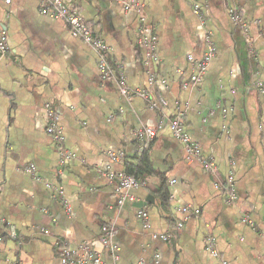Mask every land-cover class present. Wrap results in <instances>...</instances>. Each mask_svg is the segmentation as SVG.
Returning <instances> with one entry per match:
<instances>
[{
    "label": "crops",
    "instance_id": "0c3cea01",
    "mask_svg": "<svg viewBox=\"0 0 264 264\" xmlns=\"http://www.w3.org/2000/svg\"><path fill=\"white\" fill-rule=\"evenodd\" d=\"M63 1L108 45L115 78L100 80L99 53L40 13V0H0L9 47L0 57V264H63L58 237L89 243L107 264H264V0H144L157 36L148 67L140 13L111 0ZM231 9L258 24L243 32ZM207 34L214 55L202 81L184 87L195 70L188 57L204 55ZM117 77L147 97H123ZM46 104L56 109L63 146L73 154L62 163L46 132ZM177 112L214 172L188 157L166 123L157 128ZM145 126L157 128L147 144L137 134ZM144 149L143 183L120 200L105 172H127L126 162ZM230 169L233 201L223 189ZM106 226L117 251L102 244ZM167 229L166 240L153 236Z\"/></svg>",
    "mask_w": 264,
    "mask_h": 264
},
{
    "label": "built area",
    "instance_id": "2783aa9c",
    "mask_svg": "<svg viewBox=\"0 0 264 264\" xmlns=\"http://www.w3.org/2000/svg\"><path fill=\"white\" fill-rule=\"evenodd\" d=\"M119 2L126 10H135L140 13V29H139V42L144 47V63L148 67L153 59L156 57V46H157V36L154 31V28L151 27L147 21L146 17L143 13V9L145 7L144 0H111ZM9 2V0H6ZM40 13L47 15L53 19L60 20L64 22L70 34L83 42H85L88 46L93 48L95 51L99 53L98 60V70H99V78L101 81H109L115 78V73L113 67L110 65L106 58V54L109 51L108 45L105 43L103 38L94 31V29L87 24L81 18L80 12L78 8L72 7L70 4L65 3L63 0H40ZM195 12H198V7H194ZM231 18L233 22L239 26L243 32H248L249 27L252 25H257L258 21H248L244 18L241 13H239L235 9L230 10ZM207 48L204 55L199 59H193L192 56H189L188 59L192 61L195 65L194 72L189 76V78L182 83L185 87L187 85H197L202 81L203 75L208 67V63L214 55V47L211 43L210 36L206 35ZM9 51V47L6 41V33L5 31L0 32V57L5 56ZM149 84H152L153 78L150 76L148 78ZM164 82V81H163ZM116 88L120 95L126 98H130L133 95H138L141 97H147V90L143 88L130 89L123 77L116 78ZM260 90L264 92V89L260 87ZM150 107H157L156 102H150ZM46 132L52 137L53 141L58 145V152L61 155V163L70 157L73 156L72 153L67 151L63 146L64 135L61 126L58 123V113L54 107L50 104H46ZM169 127L172 135L182 142L185 147L189 158H195L199 161L202 168L208 173L215 171L214 163L206 158L198 145L197 142L193 141L191 137L185 131L183 113L177 112L173 117H169L165 120L164 116L159 120L157 128L163 126V124ZM157 128L151 126H145L138 130V136L144 137L146 144L153 140ZM146 146V145H145ZM144 146V147H145ZM108 154L115 159L118 157L116 153L108 152ZM27 170H32V165L26 166ZM106 176H108L111 180L116 182V191L119 194L120 200L125 199L127 196V190L137 187L143 182L137 179L133 174L127 173L125 171H107L105 172ZM223 189L228 194V200L233 201L235 199L234 192V172L230 169L225 177V181L223 183ZM56 196L59 198H63V188L61 186H55ZM182 212H188L189 209L185 206L180 207ZM194 213H198L197 209L193 210ZM138 215L143 218L144 221L147 220V215L143 210L138 211ZM244 221H248L246 217L243 219ZM250 222V221H248ZM181 224L177 225V229H180ZM114 229L111 226H106L103 228V234L101 236L102 244L105 247H109L113 251H117L118 247L113 244L112 238L114 235ZM8 234L10 237H16V229L13 225H9ZM154 237H160L166 240L170 236V231L167 229L162 233L153 235ZM206 242L208 247L211 249L213 253H215L214 248V240L212 237L208 236L206 238ZM56 243L59 246V257L63 264H107L104 262L98 253V251L93 248L89 243L81 242L76 246H71L70 243L63 239L57 238ZM117 264V263H112ZM139 264V263H132ZM221 264H226L225 262H221Z\"/></svg>",
    "mask_w": 264,
    "mask_h": 264
},
{
    "label": "trees",
    "instance_id": "16d2710c",
    "mask_svg": "<svg viewBox=\"0 0 264 264\" xmlns=\"http://www.w3.org/2000/svg\"><path fill=\"white\" fill-rule=\"evenodd\" d=\"M145 153H146V149L137 153L132 159L133 161L126 162V171L128 173L133 174L139 180H144L145 177L144 174L148 171V167L144 157ZM158 193L160 194L162 200L165 201L166 194H165V185L163 183L158 187Z\"/></svg>",
    "mask_w": 264,
    "mask_h": 264
}]
</instances>
